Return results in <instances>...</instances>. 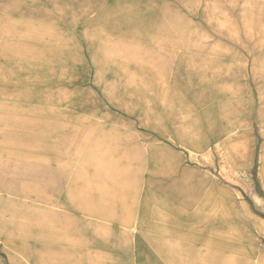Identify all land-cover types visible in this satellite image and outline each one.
<instances>
[{"label":"rangeland","instance_id":"1","mask_svg":"<svg viewBox=\"0 0 264 264\" xmlns=\"http://www.w3.org/2000/svg\"><path fill=\"white\" fill-rule=\"evenodd\" d=\"M0 264H264V0H0Z\"/></svg>","mask_w":264,"mask_h":264},{"label":"bare ground","instance_id":"2","mask_svg":"<svg viewBox=\"0 0 264 264\" xmlns=\"http://www.w3.org/2000/svg\"><path fill=\"white\" fill-rule=\"evenodd\" d=\"M77 150V149H76ZM37 212V211H36ZM44 216V215H43ZM44 220V219H43Z\"/></svg>","mask_w":264,"mask_h":264}]
</instances>
